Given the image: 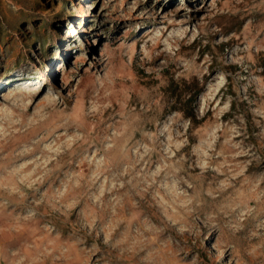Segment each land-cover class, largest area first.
Wrapping results in <instances>:
<instances>
[{
	"label": "rangeland",
	"instance_id": "obj_1",
	"mask_svg": "<svg viewBox=\"0 0 264 264\" xmlns=\"http://www.w3.org/2000/svg\"><path fill=\"white\" fill-rule=\"evenodd\" d=\"M0 264H264V0H0Z\"/></svg>",
	"mask_w": 264,
	"mask_h": 264
},
{
	"label": "trees",
	"instance_id": "obj_2",
	"mask_svg": "<svg viewBox=\"0 0 264 264\" xmlns=\"http://www.w3.org/2000/svg\"><path fill=\"white\" fill-rule=\"evenodd\" d=\"M195 92H190L187 88L181 87L171 89L170 101L172 108L182 112L185 116L193 120L196 123L195 116L192 109V102L196 97Z\"/></svg>",
	"mask_w": 264,
	"mask_h": 264
}]
</instances>
